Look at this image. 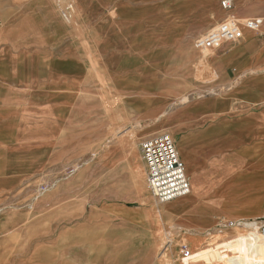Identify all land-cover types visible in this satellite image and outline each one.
Returning <instances> with one entry per match:
<instances>
[{
	"label": "crops",
	"instance_id": "1",
	"mask_svg": "<svg viewBox=\"0 0 264 264\" xmlns=\"http://www.w3.org/2000/svg\"><path fill=\"white\" fill-rule=\"evenodd\" d=\"M221 1L76 0L71 21L45 8L14 17L0 0V111L39 122L11 119L12 129L0 134V197L19 186L22 169L34 166V151L19 153V147L46 137L49 162L56 137L62 149L76 147L87 132L82 101L107 99L119 103L107 109L115 119L105 129H99L98 104L91 105L88 163L101 165L92 173L106 181L108 193L130 194V182L147 171L142 141L169 132L191 192L166 209L194 230L264 218V25L215 50L191 43L225 17ZM233 1L239 19H264V0ZM209 51L215 53L200 55ZM114 213L123 223L130 219ZM112 232L125 238L122 250L157 264L154 233Z\"/></svg>",
	"mask_w": 264,
	"mask_h": 264
},
{
	"label": "rangeland",
	"instance_id": "2",
	"mask_svg": "<svg viewBox=\"0 0 264 264\" xmlns=\"http://www.w3.org/2000/svg\"><path fill=\"white\" fill-rule=\"evenodd\" d=\"M18 4L22 8L13 11ZM2 6L14 17L45 8L51 17L73 21L76 12V0H46L45 5L35 0H2ZM214 53L200 55L209 57ZM98 79V85L105 87L103 76L99 75ZM82 103L85 126L81 129L87 132H82L76 147L67 145L62 149L56 137L50 142V161L46 162V137L23 145L17 141L22 145L19 153L34 151V166L28 172L22 169L19 186L0 197V264H153L143 253L122 250L125 238L112 232L120 227L154 233L157 264H215L220 253L225 264L264 261V246L253 247L247 242L252 229L247 221L255 219L221 220L213 228L194 230L184 225L171 208L166 209L173 200L160 203L155 199L148 185L147 171L145 174L142 171L140 179L130 182V194L108 193L106 181L92 173L100 172L101 165L88 163L92 151L89 114L91 105L98 104L99 129H105L115 119L108 115L107 109L116 107L119 101L84 99ZM15 116L13 112L0 111V134L12 129L11 119L20 125L39 124L33 120L26 124ZM115 209L125 212L130 219L123 223L114 213ZM246 230L244 236L242 233ZM182 246L188 247L190 257L181 253Z\"/></svg>",
	"mask_w": 264,
	"mask_h": 264
},
{
	"label": "built area",
	"instance_id": "3",
	"mask_svg": "<svg viewBox=\"0 0 264 264\" xmlns=\"http://www.w3.org/2000/svg\"><path fill=\"white\" fill-rule=\"evenodd\" d=\"M221 6L226 12L225 17L194 40L197 49H218L225 42L241 39L244 30L256 31L264 25L262 17H236L233 0H222ZM141 150L146 162L148 185L158 202L166 203L190 193L191 183L185 164L169 132L147 137L141 143ZM257 222V232L264 240V218ZM181 253L189 256L190 250L187 246H182Z\"/></svg>",
	"mask_w": 264,
	"mask_h": 264
},
{
	"label": "bare ground",
	"instance_id": "4",
	"mask_svg": "<svg viewBox=\"0 0 264 264\" xmlns=\"http://www.w3.org/2000/svg\"><path fill=\"white\" fill-rule=\"evenodd\" d=\"M191 192V191H190ZM252 223H254V226L252 228V230L249 232L248 234V237H247V242L253 246V247H260V246H264V240L260 237V235L258 234L257 232V229H258V222L257 221H252ZM244 227H247V230H248V224L245 223L244 224ZM247 230L245 233H242L244 236L245 234L247 233ZM202 250H199V252L201 253ZM212 254L213 253H217L215 251H212L211 252ZM192 254H189L188 257H190ZM211 256V255H210ZM186 257V258H188ZM224 260L225 258L222 256V253H220L217 257H216V260H215V264H225L224 263Z\"/></svg>",
	"mask_w": 264,
	"mask_h": 264
}]
</instances>
